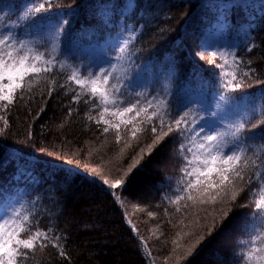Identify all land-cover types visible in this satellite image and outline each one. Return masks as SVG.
Returning a JSON list of instances; mask_svg holds the SVG:
<instances>
[{"label": "trees", "instance_id": "16d2710c", "mask_svg": "<svg viewBox=\"0 0 264 264\" xmlns=\"http://www.w3.org/2000/svg\"><path fill=\"white\" fill-rule=\"evenodd\" d=\"M4 28L0 264H264V0H0ZM193 98L232 158H198Z\"/></svg>", "mask_w": 264, "mask_h": 264}, {"label": "rangeland", "instance_id": "374dc122", "mask_svg": "<svg viewBox=\"0 0 264 264\" xmlns=\"http://www.w3.org/2000/svg\"><path fill=\"white\" fill-rule=\"evenodd\" d=\"M12 35L10 28L2 29L0 32V45H11L14 41V36ZM127 38L128 35L120 34L115 40V49L120 50L125 45ZM203 47L207 51L218 55H222L226 51L225 41L219 38L217 32H209L205 36ZM113 63L114 60L110 64L97 55L91 69L93 82L104 84L113 71ZM143 82V80L138 78L134 84L135 89H141L144 85ZM216 109L217 104L215 101L210 104H205L204 102L199 104L198 99L193 98L181 110L183 116L191 114L196 119V124L192 131L193 143L198 152V158L206 162L214 160L224 161L234 156L233 147H225L222 141L221 128L219 130V122L215 117ZM194 110H197L200 114L198 118L193 113ZM22 204V201H19L12 208H9V205L0 208V235L16 221L17 212Z\"/></svg>", "mask_w": 264, "mask_h": 264}]
</instances>
